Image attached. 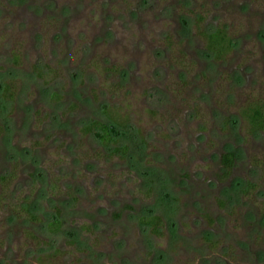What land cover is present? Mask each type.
<instances>
[{
  "label": "rangeland",
  "instance_id": "obj_1",
  "mask_svg": "<svg viewBox=\"0 0 264 264\" xmlns=\"http://www.w3.org/2000/svg\"><path fill=\"white\" fill-rule=\"evenodd\" d=\"M0 85V264H264V0H0Z\"/></svg>",
  "mask_w": 264,
  "mask_h": 264
},
{
  "label": "trees",
  "instance_id": "obj_2",
  "mask_svg": "<svg viewBox=\"0 0 264 264\" xmlns=\"http://www.w3.org/2000/svg\"><path fill=\"white\" fill-rule=\"evenodd\" d=\"M201 20V19H200ZM199 19L196 21L198 25L201 22ZM201 36L204 38L206 42V50L209 52L213 60L217 63L227 61L228 54L231 53L234 48V40L231 38L227 30L225 28H217L215 31L209 32L208 30H203L200 32ZM18 58L15 56L14 61L17 62ZM41 76V75H40ZM7 89H4L0 85V94L1 98L5 100L4 97L9 98L8 95L5 94ZM11 96V95H10ZM104 116L108 120V124L93 121L88 126L85 127L84 131L86 133L96 132V137L104 143V145L109 146L113 141V137L118 135L126 134V131L122 129H127V126L123 124V122L118 121L115 115H112L108 112L107 109L103 110ZM240 117L242 121L246 123V131L250 136H257L259 134L264 133V101L255 100L249 103L246 107H244L240 112ZM121 130L120 132H118ZM116 152L126 153V148H117L114 149ZM236 156L233 152H227L223 155L221 164L223 165V178L227 179L231 176L233 168L235 166ZM9 177L1 176L0 181L5 182ZM255 188L254 185L250 186V189ZM21 212H24L27 219L31 222H38L40 218L34 215L28 205H24L19 208ZM54 219L48 224V229L50 231L56 232L62 226V221L60 220V213L56 211ZM160 219L158 217H150L146 219V224L149 226L156 227L159 225ZM157 231V230H156ZM206 241L210 242L209 239Z\"/></svg>",
  "mask_w": 264,
  "mask_h": 264
},
{
  "label": "flooded vegetation",
  "instance_id": "obj_3",
  "mask_svg": "<svg viewBox=\"0 0 264 264\" xmlns=\"http://www.w3.org/2000/svg\"><path fill=\"white\" fill-rule=\"evenodd\" d=\"M262 134H264V133H262ZM255 137V136H254ZM227 153V152H226ZM225 153V154H226ZM223 157V156H222ZM221 161H222V158H221ZM235 164H236V162H235ZM222 167H223V165H222ZM233 171H234V168H233ZM233 171H232V174H233ZM232 174H231V176H232ZM211 242V241H210Z\"/></svg>",
  "mask_w": 264,
  "mask_h": 264
}]
</instances>
